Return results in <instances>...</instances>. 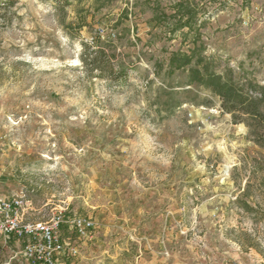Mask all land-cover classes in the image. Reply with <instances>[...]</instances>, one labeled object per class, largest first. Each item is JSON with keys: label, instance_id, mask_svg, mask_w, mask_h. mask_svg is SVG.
<instances>
[{"label": "rangeland", "instance_id": "obj_1", "mask_svg": "<svg viewBox=\"0 0 264 264\" xmlns=\"http://www.w3.org/2000/svg\"><path fill=\"white\" fill-rule=\"evenodd\" d=\"M192 48L264 85V0H0V195L93 220L60 264H264V151L170 70Z\"/></svg>", "mask_w": 264, "mask_h": 264}, {"label": "trees", "instance_id": "obj_2", "mask_svg": "<svg viewBox=\"0 0 264 264\" xmlns=\"http://www.w3.org/2000/svg\"><path fill=\"white\" fill-rule=\"evenodd\" d=\"M178 4L183 9L182 2ZM181 9L177 10V14L182 13ZM183 10L186 19L180 26H189V20L193 17L192 10L189 6ZM93 56L90 63H96L97 66L109 70V73H104L101 76L111 74L112 65L106 56L103 54ZM168 64L171 71L183 69L186 72L188 84L196 83L215 95L219 99L220 108L230 114L232 122L244 124L249 140L264 151L263 84L250 77L242 68H235L227 64L222 65L214 56H206L195 48L190 49L189 52L172 51ZM254 162L258 164L256 168L264 173V161L254 159ZM247 188H249L248 183ZM237 202L245 211L253 212L255 210L246 201L237 199ZM261 210L264 212V209Z\"/></svg>", "mask_w": 264, "mask_h": 264}, {"label": "built area", "instance_id": "obj_3", "mask_svg": "<svg viewBox=\"0 0 264 264\" xmlns=\"http://www.w3.org/2000/svg\"><path fill=\"white\" fill-rule=\"evenodd\" d=\"M26 203L21 195H0V245L14 241L24 259L32 264H60L66 249L60 236L63 223L67 222L82 237L88 236L94 225L85 216L74 215L65 220L60 211L46 220L30 221L24 217Z\"/></svg>", "mask_w": 264, "mask_h": 264}]
</instances>
